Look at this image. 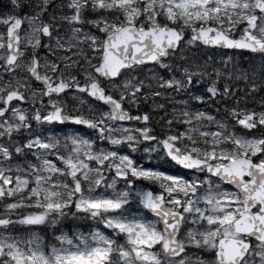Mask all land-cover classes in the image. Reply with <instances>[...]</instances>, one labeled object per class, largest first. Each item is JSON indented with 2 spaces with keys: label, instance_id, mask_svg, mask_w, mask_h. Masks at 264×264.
<instances>
[{
  "label": "snow or ice",
  "instance_id": "6c2138e0",
  "mask_svg": "<svg viewBox=\"0 0 264 264\" xmlns=\"http://www.w3.org/2000/svg\"><path fill=\"white\" fill-rule=\"evenodd\" d=\"M0 264H264V0H4Z\"/></svg>",
  "mask_w": 264,
  "mask_h": 264
},
{
  "label": "trees",
  "instance_id": "16d2710c",
  "mask_svg": "<svg viewBox=\"0 0 264 264\" xmlns=\"http://www.w3.org/2000/svg\"><path fill=\"white\" fill-rule=\"evenodd\" d=\"M245 55H247V54H245ZM241 58H243V57H241ZM163 163H164V165H162L161 167H170V165L166 164L164 161H163ZM81 224H82L81 230H83V231L89 230L86 222H81Z\"/></svg>",
  "mask_w": 264,
  "mask_h": 264
},
{
  "label": "rangeland",
  "instance_id": "374dc122",
  "mask_svg": "<svg viewBox=\"0 0 264 264\" xmlns=\"http://www.w3.org/2000/svg\"><path fill=\"white\" fill-rule=\"evenodd\" d=\"M4 2V0H0V4H2ZM153 165H159V166H162V165H164V163H163V160H159V159H154L153 160Z\"/></svg>",
  "mask_w": 264,
  "mask_h": 264
}]
</instances>
